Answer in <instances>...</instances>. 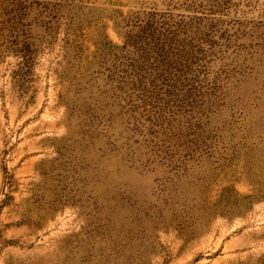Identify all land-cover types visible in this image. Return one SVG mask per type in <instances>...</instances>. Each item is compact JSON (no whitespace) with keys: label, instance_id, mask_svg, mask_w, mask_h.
I'll use <instances>...</instances> for the list:
<instances>
[{"label":"rangeland","instance_id":"374dc122","mask_svg":"<svg viewBox=\"0 0 264 264\" xmlns=\"http://www.w3.org/2000/svg\"><path fill=\"white\" fill-rule=\"evenodd\" d=\"M0 264H264V0H0Z\"/></svg>","mask_w":264,"mask_h":264}]
</instances>
